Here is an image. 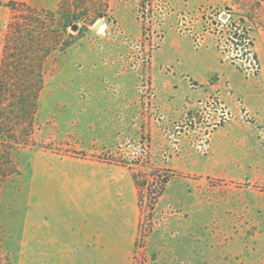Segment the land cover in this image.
Listing matches in <instances>:
<instances>
[{"label":"rangeland","instance_id":"obj_1","mask_svg":"<svg viewBox=\"0 0 264 264\" xmlns=\"http://www.w3.org/2000/svg\"><path fill=\"white\" fill-rule=\"evenodd\" d=\"M10 1L60 0H0V59ZM82 5L107 12L47 64L34 143L0 186V264H55L45 253L63 249L96 264H264L262 27L232 0ZM157 170L170 181L151 209L157 189L139 204L134 175Z\"/></svg>","mask_w":264,"mask_h":264},{"label":"trees","instance_id":"obj_2","mask_svg":"<svg viewBox=\"0 0 264 264\" xmlns=\"http://www.w3.org/2000/svg\"><path fill=\"white\" fill-rule=\"evenodd\" d=\"M83 1L60 0L55 10L17 1L6 4L12 13L6 24L0 59V186L19 172L12 151L34 143L48 62L65 54L76 41L71 27L76 26L77 30L79 22L88 26L106 15V9L91 12L82 5ZM232 1L264 30V0ZM134 181L139 204L142 192L157 189L150 199L149 206L153 209L170 177L157 170L151 178L135 174Z\"/></svg>","mask_w":264,"mask_h":264},{"label":"crops","instance_id":"obj_3","mask_svg":"<svg viewBox=\"0 0 264 264\" xmlns=\"http://www.w3.org/2000/svg\"><path fill=\"white\" fill-rule=\"evenodd\" d=\"M111 251H107L109 255ZM46 257H55L56 259H65V260H56L55 264H96L94 260L79 261L80 258H95V252L90 250H80V249H63V250H53L47 251ZM107 255V256H108ZM106 256V254L104 255ZM174 264V263H173Z\"/></svg>","mask_w":264,"mask_h":264},{"label":"water","instance_id":"obj_4","mask_svg":"<svg viewBox=\"0 0 264 264\" xmlns=\"http://www.w3.org/2000/svg\"><path fill=\"white\" fill-rule=\"evenodd\" d=\"M101 26H102V22H101V21H98V22L96 23V27H97V28H100ZM73 28L76 29V26H74Z\"/></svg>","mask_w":264,"mask_h":264}]
</instances>
